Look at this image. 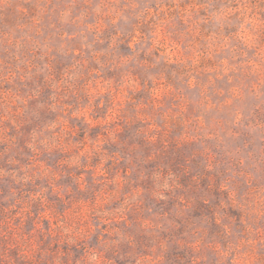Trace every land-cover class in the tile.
I'll return each mask as SVG.
<instances>
[{"label": "rangeland", "instance_id": "obj_1", "mask_svg": "<svg viewBox=\"0 0 264 264\" xmlns=\"http://www.w3.org/2000/svg\"><path fill=\"white\" fill-rule=\"evenodd\" d=\"M0 264H264V0H0Z\"/></svg>", "mask_w": 264, "mask_h": 264}]
</instances>
